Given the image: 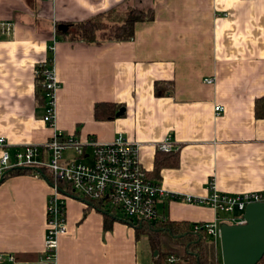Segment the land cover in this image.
<instances>
[{
    "label": "crops",
    "instance_id": "0c3cea01",
    "mask_svg": "<svg viewBox=\"0 0 264 264\" xmlns=\"http://www.w3.org/2000/svg\"><path fill=\"white\" fill-rule=\"evenodd\" d=\"M130 8L151 9L153 17L135 23L129 41L85 44L54 35L55 25ZM0 20L13 27L0 35V138L8 152L42 144L53 132L99 144L119 135L138 144L141 168L166 193L204 198L209 182L220 193L264 190V119L253 113L264 98V0H0ZM50 45L57 89L48 127L34 70ZM156 83L163 96L154 95ZM99 103L114 106L112 118H94ZM166 139L175 153L157 149ZM48 194L31 173L0 182V264H49ZM64 208L65 233L51 264H168L130 225L103 229L102 215L80 198L69 195ZM156 211L159 222L214 219L209 208L167 197Z\"/></svg>",
    "mask_w": 264,
    "mask_h": 264
},
{
    "label": "built area",
    "instance_id": "2783aa9c",
    "mask_svg": "<svg viewBox=\"0 0 264 264\" xmlns=\"http://www.w3.org/2000/svg\"><path fill=\"white\" fill-rule=\"evenodd\" d=\"M12 30L10 21L0 20V35H9ZM51 49L50 45L48 51L51 52ZM38 75L43 80L40 94L43 103L41 120L51 127L54 121V94L57 89L52 58L42 70H34V77ZM203 82L212 85L214 79L206 78ZM213 111L217 115L222 108L215 106ZM157 149L168 152L175 151L176 147H171L170 141L166 139ZM67 150L71 151L72 160L63 157V152ZM81 159L88 160V163H83ZM13 168L29 169L36 177V171L44 170L52 178V185L46 183L49 194L43 238V261L49 264L54 263L56 258L57 237L65 233L64 201L68 195L58 190L56 182L59 181L69 186L73 197L87 200L106 198L124 218L130 220L152 223L158 221L156 202L166 197L209 208L214 212L213 221L194 223L191 231L204 235L214 249L216 240H219L221 223L242 226L245 224L242 217L245 207L264 203V190L241 194L220 193L214 190L211 182L207 184L208 195L204 198L166 193L158 182L146 177L138 162V144L119 135L110 143L99 144L92 139L80 143L72 134L53 132L46 142L15 147L11 153L5 149L4 140L0 138V177ZM172 262L171 258L167 259L168 264Z\"/></svg>",
    "mask_w": 264,
    "mask_h": 264
},
{
    "label": "trees",
    "instance_id": "16d2710c",
    "mask_svg": "<svg viewBox=\"0 0 264 264\" xmlns=\"http://www.w3.org/2000/svg\"><path fill=\"white\" fill-rule=\"evenodd\" d=\"M118 11H110L107 14L93 18L92 20L76 25H60L54 26V35L58 36L64 41H82L85 44L96 43L95 32L98 30V25L94 23L96 19L101 18H120ZM130 16L121 21L118 28L114 30L112 36L107 38L113 41H129L133 37V25L139 22L151 21L153 14L151 9L145 11H139L134 8H130L127 11ZM74 30V31H73ZM49 57L39 65H36L35 69L40 71L44 68V65L48 64L51 60L50 51ZM42 77L40 75L34 77V88L36 93L41 98V85ZM157 83L154 84V95L156 97L163 96V92L157 89ZM107 108V111L102 110ZM114 106L111 104L99 103L94 106V118L109 119L112 118V110ZM253 113L256 119H264V98H259L254 101ZM170 153H175L171 151ZM37 177L43 179L47 184L52 185V178L47 171L39 170ZM31 171L25 168H13L6 171L0 177L1 181L8 176H18L23 174H30ZM147 177V176H146ZM0 181V182H1ZM56 186L60 192L66 195H71L69 186L62 182H56ZM85 202L88 207L96 210L102 215L103 229L110 228L114 221H120L130 225L134 229L135 236L145 235L150 248L156 253V258L160 261H165L171 258L173 262L171 264H220L217 260V254L213 248L212 243L201 233H193L191 231L192 224L186 223H169V222H143L126 219L122 216L120 211L114 206L110 205L106 198L97 200H87L86 198H80ZM257 264H264V255L258 261Z\"/></svg>",
    "mask_w": 264,
    "mask_h": 264
},
{
    "label": "water",
    "instance_id": "95a60500",
    "mask_svg": "<svg viewBox=\"0 0 264 264\" xmlns=\"http://www.w3.org/2000/svg\"><path fill=\"white\" fill-rule=\"evenodd\" d=\"M242 217V226L219 225L220 264H257L264 255V203L247 205Z\"/></svg>",
    "mask_w": 264,
    "mask_h": 264
},
{
    "label": "rangeland",
    "instance_id": "374dc122",
    "mask_svg": "<svg viewBox=\"0 0 264 264\" xmlns=\"http://www.w3.org/2000/svg\"><path fill=\"white\" fill-rule=\"evenodd\" d=\"M117 13L120 16V18L118 20H117V18H108V19H105V18L99 19L98 18L94 21V23H96L98 25L97 26L98 30L94 34L96 40L107 39L110 36H112V33L114 32V30L120 26L121 21L130 16V14L129 13L127 14L126 11H118ZM11 152H9V153H11ZM65 155L67 156L68 160H72L73 156H72V153L70 150L63 152V157ZM81 161L83 163H88V160L81 159ZM216 249L218 252V260L220 262L219 240H216Z\"/></svg>",
    "mask_w": 264,
    "mask_h": 264
}]
</instances>
